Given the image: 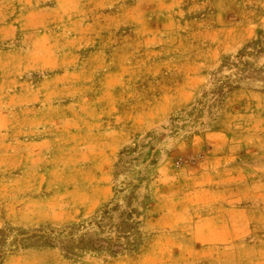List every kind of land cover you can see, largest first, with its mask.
I'll list each match as a JSON object with an SVG mask.
<instances>
[{
	"label": "rangeland",
	"instance_id": "1",
	"mask_svg": "<svg viewBox=\"0 0 264 264\" xmlns=\"http://www.w3.org/2000/svg\"><path fill=\"white\" fill-rule=\"evenodd\" d=\"M264 0H0V264H264Z\"/></svg>",
	"mask_w": 264,
	"mask_h": 264
},
{
	"label": "trees",
	"instance_id": "2",
	"mask_svg": "<svg viewBox=\"0 0 264 264\" xmlns=\"http://www.w3.org/2000/svg\"><path fill=\"white\" fill-rule=\"evenodd\" d=\"M257 35H258L257 40H255V41L249 43V44L246 46V48L240 52L239 57H241L244 53H246L248 48H251V49L254 50V51H256V50H257V51L261 50L260 47H261L262 42H263L262 40H264V32H263V31H259Z\"/></svg>",
	"mask_w": 264,
	"mask_h": 264
}]
</instances>
